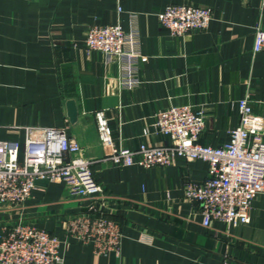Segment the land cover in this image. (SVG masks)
Here are the masks:
<instances>
[{"label":"crops","instance_id":"obj_1","mask_svg":"<svg viewBox=\"0 0 264 264\" xmlns=\"http://www.w3.org/2000/svg\"><path fill=\"white\" fill-rule=\"evenodd\" d=\"M261 0H0V139L21 143L28 128L64 127L94 160L96 179L112 195L109 213L121 225L118 252L95 253L71 236L68 219L91 200L67 194L65 183L38 179L31 197L0 205L1 235L22 222L61 239L62 264H264V194L251 221L204 225L199 202L185 197L188 182L207 177L209 162L179 158L167 166H121L102 160L95 113L103 109L118 146L168 144L154 115L173 105L203 109L200 142L219 146L240 122L238 100L249 95L264 118V50L254 52L255 27H264ZM209 6L206 30L172 35L158 14L168 4ZM121 8V10L119 9ZM141 34L142 83L121 89L120 65L85 47L90 26L120 23ZM74 98L78 120L68 116ZM149 132L146 133L145 130Z\"/></svg>","mask_w":264,"mask_h":264},{"label":"built area","instance_id":"obj_2","mask_svg":"<svg viewBox=\"0 0 264 264\" xmlns=\"http://www.w3.org/2000/svg\"><path fill=\"white\" fill-rule=\"evenodd\" d=\"M121 10V8H119ZM264 13V0L260 2ZM158 17L174 36L206 30L212 21L209 6L168 4ZM85 47L100 51L108 62L120 65L121 89H135L142 83L140 63L141 34L136 13H131V28L120 23L90 26ZM264 50V27H255L254 52ZM240 122L230 130V139L213 146L200 142L206 128L203 109L173 105L154 115L153 128L170 138L168 144L142 143L131 149L118 146L105 110L95 113L102 160L114 165L140 164L167 166L179 158L209 162L207 177L200 183L188 182L185 197L199 202L204 225L215 219L231 225L251 221L252 205L264 194V118L255 114L249 95L238 100ZM149 132L148 129L145 130ZM21 143L0 139V205L15 207L32 196L38 179L65 183L69 196L88 198L85 211L68 219L67 231L91 244L94 252H118L122 243L121 225L110 215L112 195L96 179L92 164L81 144L64 127H30L24 153ZM61 239L45 229L18 222L6 228L0 241V264H62ZM222 264H233L225 259Z\"/></svg>","mask_w":264,"mask_h":264},{"label":"water","instance_id":"obj_3","mask_svg":"<svg viewBox=\"0 0 264 264\" xmlns=\"http://www.w3.org/2000/svg\"><path fill=\"white\" fill-rule=\"evenodd\" d=\"M68 116L72 123L78 120V106L74 98H70L67 101Z\"/></svg>","mask_w":264,"mask_h":264}]
</instances>
